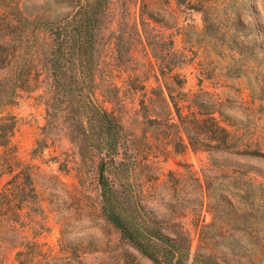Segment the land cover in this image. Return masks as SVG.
<instances>
[{"label":"rangeland","instance_id":"obj_1","mask_svg":"<svg viewBox=\"0 0 264 264\" xmlns=\"http://www.w3.org/2000/svg\"><path fill=\"white\" fill-rule=\"evenodd\" d=\"M245 2L247 15L260 12L264 21V0ZM74 5L75 0H0V79L11 74L16 57L32 59L15 103L0 108V264H46L74 252L87 264H153L122 243L102 214L100 158H106L103 183L120 187L115 165L125 158L123 147L107 156L79 149L64 124L44 142L47 106L40 51L50 39L40 31L35 35L31 22L58 20ZM104 13L95 49V95L129 141L132 160L125 182L134 199L164 224L166 234L172 236L174 228L188 232L193 254L200 248L212 252L210 239L221 236L229 244L240 242L244 254L235 258L231 249L220 250L228 264H264V157L258 155L264 154V93H253L245 77H222L216 55L194 41L187 44V38L205 29L202 13L178 8L173 0H112ZM142 16L156 36L172 39L186 57L171 74L184 80L183 91L202 89L223 101L222 120L234 138L233 152L174 151L168 122L176 121L175 113L167 111L158 91L165 80L161 75L160 83L155 79L158 65ZM119 35L124 37L121 60ZM111 88L118 92L116 100H111ZM141 101L152 118L159 115L157 124L146 122Z\"/></svg>","mask_w":264,"mask_h":264},{"label":"trees","instance_id":"obj_2","mask_svg":"<svg viewBox=\"0 0 264 264\" xmlns=\"http://www.w3.org/2000/svg\"><path fill=\"white\" fill-rule=\"evenodd\" d=\"M110 1L75 0L73 11L66 16L54 21L35 19L31 22L35 35L40 31L50 39L40 51L47 106L44 142L52 133H58L64 124L71 142L79 149L107 156L118 154L123 147L124 160L114 164L119 168L117 171H121L115 172L120 187H110L102 182V214L118 231L122 243L128 244L153 264H228L220 256V250L225 248L231 249L235 258H244L237 247L240 242L229 244L221 236L210 239L214 242L212 252L200 248L193 254L188 232L174 228L172 236L166 234L164 224L151 218L131 194L125 182L132 160L127 148L129 141L123 126L99 104L95 95L97 36ZM173 1L178 8L185 7L203 14L204 31L196 33L195 39L187 38V44L194 41L193 45L216 55L220 59L218 65L222 77H245L253 93H264V21L260 12L255 11L254 16L247 15L245 0ZM210 1H215L216 5H209ZM150 19L159 22L156 17ZM141 22L147 45L158 65L155 79L160 83L162 76L165 80V88H158L162 93V102L168 112L172 114L174 110L175 113L176 121L169 119L168 122L174 151L178 154L188 149L233 152L236 148L234 138L222 120L223 101L202 89L193 94L184 92V80L171 74L182 68L186 57L174 49L172 39L154 34L155 28L148 18L142 16ZM116 44L117 58L121 60L124 37L119 35ZM2 63L0 61V66ZM31 63L32 59L27 60L24 54L16 57L9 67L11 74L0 79V108L15 103L19 83L29 76ZM117 97V90L111 88V100ZM180 103L184 106L180 107ZM141 105L146 122L157 124L159 115L152 118L144 101ZM184 109L187 114L183 113ZM258 155L264 157L262 153ZM100 159L101 169L103 157ZM46 264L87 263L79 253L74 252L71 256Z\"/></svg>","mask_w":264,"mask_h":264},{"label":"water","instance_id":"obj_3","mask_svg":"<svg viewBox=\"0 0 264 264\" xmlns=\"http://www.w3.org/2000/svg\"><path fill=\"white\" fill-rule=\"evenodd\" d=\"M105 163H106V158L105 156L103 157L102 164H101V169L99 173V186L102 188V182H103V176H104V170H105Z\"/></svg>","mask_w":264,"mask_h":264}]
</instances>
